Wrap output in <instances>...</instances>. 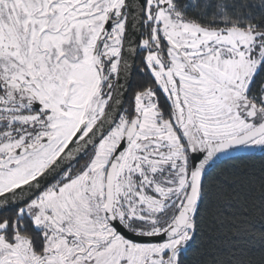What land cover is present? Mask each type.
<instances>
[{"label": "snow or ice", "instance_id": "1", "mask_svg": "<svg viewBox=\"0 0 264 264\" xmlns=\"http://www.w3.org/2000/svg\"><path fill=\"white\" fill-rule=\"evenodd\" d=\"M0 264H264V0H0Z\"/></svg>", "mask_w": 264, "mask_h": 264}]
</instances>
